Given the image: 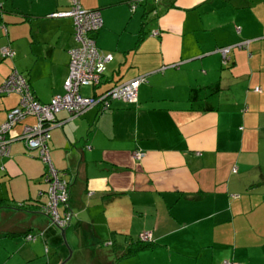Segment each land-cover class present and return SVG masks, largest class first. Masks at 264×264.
I'll return each mask as SVG.
<instances>
[{
	"label": "crops",
	"instance_id": "0c3cea01",
	"mask_svg": "<svg viewBox=\"0 0 264 264\" xmlns=\"http://www.w3.org/2000/svg\"><path fill=\"white\" fill-rule=\"evenodd\" d=\"M79 4L99 11L92 36L112 56L88 94L144 80L135 102L110 100L77 117L60 110V124L48 130L50 162L68 181L67 205L58 212L71 211L64 237L77 248L75 264H264V0ZM68 6L0 0V50L12 51L0 57V83L15 69L41 103L63 92L76 42L71 18L49 14ZM145 12L150 23L143 25ZM224 46L230 50L221 60L216 49ZM17 100L0 95V123ZM20 128L0 156V240L30 242L24 232H40L23 258L45 255L47 264L51 255L60 264L56 228L34 207L47 200L46 167L15 137ZM140 233L154 246L115 261L107 242L124 247Z\"/></svg>",
	"mask_w": 264,
	"mask_h": 264
},
{
	"label": "built area",
	"instance_id": "2783aa9c",
	"mask_svg": "<svg viewBox=\"0 0 264 264\" xmlns=\"http://www.w3.org/2000/svg\"><path fill=\"white\" fill-rule=\"evenodd\" d=\"M49 15L54 18L69 17L72 20V38L76 45L67 52V75L62 82L63 92L53 95L48 102L41 103L31 93L26 79L15 69L10 70L0 83V95L15 94L18 100L16 105L5 112L4 120L0 123V156L8 154L9 142L13 139L12 130L20 124V132L15 137L22 140L26 149L36 150L38 158L46 167L42 179L47 183L44 191L47 200L40 205V210L48 217L51 225L62 228L69 223L71 217L69 209H65L62 214L58 212L59 205L66 207L68 181L64 179L63 172L52 166L47 148L48 130L60 124V121L56 120L55 113L64 110L70 117H77L92 106L106 109L110 100L135 102L137 86L144 80V76L113 84L92 95L80 93V87H91L94 90L99 87L105 65L112 60L110 54L99 52L92 36L101 26L99 11L83 9L79 0H69L67 9ZM245 43L241 42L235 46L240 47ZM229 50L230 46L216 49L221 60L226 59ZM11 55L12 51L9 48H1V58ZM254 90L259 89L255 87ZM27 117L32 119L31 122H24ZM40 234L39 232L38 236ZM138 236L142 240L150 238L147 233H140ZM24 239L33 241L35 235L27 233ZM220 264L237 263L224 259Z\"/></svg>",
	"mask_w": 264,
	"mask_h": 264
},
{
	"label": "rangeland",
	"instance_id": "374dc122",
	"mask_svg": "<svg viewBox=\"0 0 264 264\" xmlns=\"http://www.w3.org/2000/svg\"><path fill=\"white\" fill-rule=\"evenodd\" d=\"M152 3V2H150ZM146 14L147 12H145L144 14V18H143V25L144 23H148L150 21V18L147 17L146 18ZM150 23V22H149ZM90 88L91 87H80L79 91L80 93L82 94H88L89 91H90ZM49 140V139H48ZM42 178V175L41 177ZM43 180V179H42ZM44 181H42L41 183L43 185H46L47 187V183H43ZM61 205L58 206V209L60 208ZM56 228V227H55ZM56 233H55V236H56V245H58V247H60L59 250H62L63 252V249L64 248V258L65 259L68 255V251H70L71 253V249H73V257L72 259H69L65 264H75V259H77V248L74 247V245H72L70 242L69 244L67 242H63L62 240V237H61V234L58 230V228L55 229ZM16 239H4V240H0V264H35V263H38L40 261V264H45V261H46V258H45V255L44 256H41V258H35L31 261H27V259L23 258V255L28 253V252H31V248L30 246H32L34 244V241L36 239L39 238V236L37 234H35V240L34 241H30V242H24L22 240V238H17L15 237ZM66 240L65 241H69V236L67 234V236H65ZM12 240L15 242H12ZM19 242V243H18ZM39 242L38 241H35V244H38ZM101 245V244H99ZM55 246V245H54ZM22 247V248H21ZM50 247H53V244H50ZM58 249V248H56ZM100 251L104 254H108V247L106 245H101L99 247ZM19 250V251H18ZM58 251V250H57ZM41 252V255H43V252H42V248L40 250ZM52 250L50 251V254H52ZM23 254V255H22ZM34 258V257H32ZM53 257L51 255H49V262L47 264L50 263V261H52ZM62 259V260H63ZM42 261V263H41ZM52 264V263H50Z\"/></svg>",
	"mask_w": 264,
	"mask_h": 264
},
{
	"label": "trees",
	"instance_id": "16d2710c",
	"mask_svg": "<svg viewBox=\"0 0 264 264\" xmlns=\"http://www.w3.org/2000/svg\"><path fill=\"white\" fill-rule=\"evenodd\" d=\"M141 37H142V32L139 33L138 39H140ZM68 196H69V194L67 195V200H68ZM25 204H26V202L19 203V205H21V206H23ZM66 205H67V201H66ZM34 207H39L40 208V206H34ZM26 233H28V232L27 231L24 232V235ZM108 242H107V244L111 246L110 250L114 254V257H115L114 260L115 261H117L119 259L129 258V257L137 254L140 251H143V250H146V249H150V248H152L154 246V243L151 241L150 238L147 239V240H142V239L139 238V236H137L136 239L131 240L124 247H120V246H118V245H116L114 243L112 244V241H108Z\"/></svg>",
	"mask_w": 264,
	"mask_h": 264
},
{
	"label": "water",
	"instance_id": "95a60500",
	"mask_svg": "<svg viewBox=\"0 0 264 264\" xmlns=\"http://www.w3.org/2000/svg\"><path fill=\"white\" fill-rule=\"evenodd\" d=\"M41 213H43V212H41ZM56 228H57V227H56ZM58 230H59V232H60V234H61V237H62L63 242L65 243V237H64V230H65V227L58 228ZM69 256H70V251H68V255H67V257H66L65 259H63V260L60 262V264H63V263L69 258Z\"/></svg>",
	"mask_w": 264,
	"mask_h": 264
},
{
	"label": "bare ground",
	"instance_id": "6f19581e",
	"mask_svg": "<svg viewBox=\"0 0 264 264\" xmlns=\"http://www.w3.org/2000/svg\"><path fill=\"white\" fill-rule=\"evenodd\" d=\"M89 109V108H88Z\"/></svg>",
	"mask_w": 264,
	"mask_h": 264
}]
</instances>
